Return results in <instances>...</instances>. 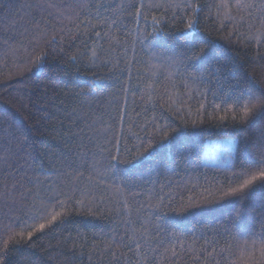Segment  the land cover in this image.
<instances>
[{
	"label": "trees",
	"instance_id": "16d2710c",
	"mask_svg": "<svg viewBox=\"0 0 264 264\" xmlns=\"http://www.w3.org/2000/svg\"><path fill=\"white\" fill-rule=\"evenodd\" d=\"M131 2L145 5L140 14L113 12ZM184 2L0 0V147L14 153L0 152L6 264H137L121 246L133 233L148 256L140 264H264V184L222 195L235 186L223 177L264 153V115L237 103L264 90V17L237 0H187L196 12ZM193 45L203 61L171 62ZM109 118L125 137L112 140L110 164L89 127ZM212 140L233 144L214 157Z\"/></svg>",
	"mask_w": 264,
	"mask_h": 264
},
{
	"label": "snow or ice",
	"instance_id": "6c2138e0",
	"mask_svg": "<svg viewBox=\"0 0 264 264\" xmlns=\"http://www.w3.org/2000/svg\"><path fill=\"white\" fill-rule=\"evenodd\" d=\"M171 6V5H169ZM232 5L230 4H220L217 5V7H223V8H229ZM237 9L241 8H247V9H258L261 13V16L264 17V3L256 4L255 0H252V2H242V0H237V2L234 5ZM145 7L144 4H141L139 7L136 6L134 2L126 3L122 5H117L115 8H113V12L119 11L121 8H135L136 14H140L142 9ZM153 7H160V5H154ZM191 9L192 12L197 11V6L192 5L185 0L183 3V9ZM251 18V14H250ZM155 19V18H154ZM197 16H192L191 19H189L187 25L185 26L186 29H191L194 27L195 22L197 21ZM260 22L264 24V19H261ZM251 27V25H249ZM99 35V34H97ZM190 55L186 52L184 54H181V60L177 61L173 58H169L172 63H181V62H190V63H199L200 61H203L207 55L205 48H200L198 51L195 49V46L193 45L192 48L189 49ZM95 55V53H94ZM205 71H211V65L209 64L207 68H205ZM153 76L156 75V73H152ZM239 100H244L245 107L243 108V114L244 116H248L253 109H257L260 114L264 115V90L260 91H253L252 89L247 90V99H245L243 96L239 97L237 103ZM251 105V108L248 107V105ZM203 107V105H201ZM224 117H221L223 119ZM92 129L93 132V138L97 142V147L100 149V155L103 157L104 160L108 161L109 164L112 161H116L119 157L111 155V152L109 151L110 146L112 145V140L115 138L117 140V144L119 143V140L124 137L123 132H117L114 129V121H112V118H109V121H103L100 119L94 120L92 124L89 126ZM143 125H140V128L143 129ZM164 126H159L158 128H153V131L148 134V143L141 142L139 145L138 151H136L134 154H132V163H139V161L146 155L149 154L152 143L150 142L152 137L154 135H158L160 131L163 130ZM169 133L164 132L161 139H164L168 137ZM136 136L135 132H132L129 130L128 137L131 138ZM0 152L4 153V159L7 161L9 157H12L14 155L13 150L11 146L7 147H0ZM100 161H94V164H98ZM224 181L228 184H234L235 186L229 187L227 191L223 192L222 195L224 197H233V196H244L246 197L248 192L252 190L256 186L257 183L264 184V153L259 154L258 156L251 157L249 159V162L245 164L244 161L240 162V170L239 171H233V173L230 176L223 177ZM19 187H23L20 185ZM17 190V186L13 185L11 191L15 192ZM5 195H8V191L6 189ZM57 195H60L57 193ZM138 195V193L136 194ZM67 199H71V197H67ZM53 200H55V197H53ZM57 206L63 201H56ZM77 203H81V201H77ZM124 207H127L125 204ZM47 206H44L37 210V216L41 212H46ZM58 217H60V213L56 212L55 214L51 215L49 219H46L44 222L39 223L37 227H33L31 231L27 232L28 237H32L34 233L42 232L44 231L48 226H51L54 224V222H57ZM32 219H35L36 217H31ZM26 226V225H25ZM21 235H23L21 233ZM127 243H124V241H121V246L127 247L128 251L130 253H134L137 255L140 259L137 260V264H140V260H147L148 256L145 255L142 251V245L140 243H136L137 237H135V233H133L131 236L126 237ZM10 242H12V238L8 240H4V249L7 250ZM135 243L136 247L135 249L132 248V244ZM109 250H111V245H109ZM175 255V254H174ZM122 256L116 257L117 264L120 259H122ZM0 264H6V257L0 256Z\"/></svg>",
	"mask_w": 264,
	"mask_h": 264
},
{
	"label": "rangeland",
	"instance_id": "374dc122",
	"mask_svg": "<svg viewBox=\"0 0 264 264\" xmlns=\"http://www.w3.org/2000/svg\"><path fill=\"white\" fill-rule=\"evenodd\" d=\"M232 141L230 140H212L206 143V153L211 154L214 157H218L222 150H228L232 147ZM225 161V158H224Z\"/></svg>",
	"mask_w": 264,
	"mask_h": 264
}]
</instances>
